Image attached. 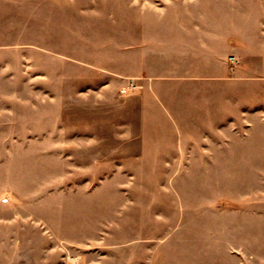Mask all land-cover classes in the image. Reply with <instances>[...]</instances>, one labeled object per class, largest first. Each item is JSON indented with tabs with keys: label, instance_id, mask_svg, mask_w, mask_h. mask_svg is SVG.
Instances as JSON below:
<instances>
[{
	"label": "rangeland",
	"instance_id": "obj_1",
	"mask_svg": "<svg viewBox=\"0 0 264 264\" xmlns=\"http://www.w3.org/2000/svg\"><path fill=\"white\" fill-rule=\"evenodd\" d=\"M178 1L0 0V264H264V0L213 2L233 79L173 39L130 77L144 10L201 24Z\"/></svg>",
	"mask_w": 264,
	"mask_h": 264
},
{
	"label": "crops",
	"instance_id": "obj_2",
	"mask_svg": "<svg viewBox=\"0 0 264 264\" xmlns=\"http://www.w3.org/2000/svg\"><path fill=\"white\" fill-rule=\"evenodd\" d=\"M195 0H191V3H194ZM202 7L197 6L193 9H189L190 13L187 12V15H190L192 19L202 20L200 21L201 24L193 25L192 28L184 29L179 27V23L182 20V11L176 10L173 14V18L175 19V26L174 28H168L164 26V19L168 15L166 8L169 5H159L160 7L152 8L151 11H143V16H145V20L143 21L142 27V38L141 42L133 43L132 46L128 47L127 55H128V66L139 67L140 71L135 73H131V76L141 75V76H149L147 78H152L156 81L168 79L171 75L169 73L158 72L155 69L156 66L162 67L164 65V61L167 58H171L168 50V46H172L174 57L172 59H182L184 56V52L187 53L188 50H193L194 53L191 54L190 60H185L186 66L191 68H206L207 71L212 70L214 71L215 67H221V63L223 65H228L226 69V76L230 79V63L228 60H224L223 58L229 57L235 60H241L246 57L243 53L239 51L240 44L238 42H244L245 36H240L236 40L233 37L232 29H225L215 27V21L219 17L217 9L215 8V4L213 3L214 0H201ZM179 4L178 0H175V7ZM242 17V15L240 16ZM148 19V27L146 26ZM219 20V19H218ZM210 21V23H209ZM166 22V21H165ZM203 22V24H202ZM166 38V39H165ZM174 40L171 44H167V40ZM240 40V41H239ZM186 50H185V49ZM228 51V53L223 56L222 53H217L216 51ZM176 52V53H175ZM178 53V54H177ZM178 57V58H177ZM171 59V60H172ZM216 59L219 60V63L216 62ZM160 61H163L161 64ZM223 75H215L213 72L206 73V74H194L192 75V79H202L207 81H214V80H224L221 79Z\"/></svg>",
	"mask_w": 264,
	"mask_h": 264
},
{
	"label": "built area",
	"instance_id": "obj_3",
	"mask_svg": "<svg viewBox=\"0 0 264 264\" xmlns=\"http://www.w3.org/2000/svg\"><path fill=\"white\" fill-rule=\"evenodd\" d=\"M140 86L137 84V81L135 78L131 79L129 81V84L127 86H125L124 88H122V91L123 92H128V91H131V90H134L136 88H139Z\"/></svg>",
	"mask_w": 264,
	"mask_h": 264
}]
</instances>
